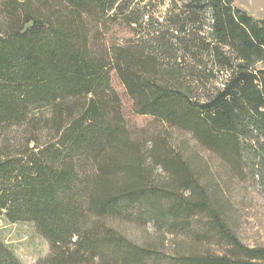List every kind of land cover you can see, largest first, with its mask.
Listing matches in <instances>:
<instances>
[{
    "label": "trees",
    "instance_id": "trees-1",
    "mask_svg": "<svg viewBox=\"0 0 264 264\" xmlns=\"http://www.w3.org/2000/svg\"><path fill=\"white\" fill-rule=\"evenodd\" d=\"M155 1L0 0V128L30 135L0 152V218L31 222L49 241L36 264H162L117 222L172 231L200 211L243 257L169 264L264 260V247L227 229L192 158L158 137L149 150L134 138L111 84L115 72L135 112L191 134L235 169L253 153L264 180V20L234 0H174L156 17ZM114 25L131 36L111 40ZM148 158L170 180L154 179ZM0 264H25L1 237Z\"/></svg>",
    "mask_w": 264,
    "mask_h": 264
},
{
    "label": "rangeland",
    "instance_id": "rangeland-1",
    "mask_svg": "<svg viewBox=\"0 0 264 264\" xmlns=\"http://www.w3.org/2000/svg\"><path fill=\"white\" fill-rule=\"evenodd\" d=\"M141 1L145 5L152 0ZM173 1L156 0L155 4L159 7L154 16L165 15ZM234 6L264 20V0H234ZM3 21L0 17V26ZM113 27L111 40L124 42L131 36L129 30H123L117 25ZM111 84L120 96L123 115L134 138L146 144L152 138L158 137L184 158H192V167L198 173L196 177L201 180V190L207 191L214 199L215 207L227 229L249 248L264 247V180L251 169L253 153L240 157L238 168L235 169L220 154L198 144L191 134L151 115L135 112L132 100L115 72L111 74ZM26 129L25 126L7 130L0 128V152L3 146L10 150L19 149L30 136ZM32 145L31 143L30 146ZM149 146L150 143H147L145 150H149ZM146 164L152 169L154 179L170 180L161 168L152 166L149 158ZM185 217L172 231L166 226H155L151 222L144 225L131 220L128 223L119 221L117 224L129 238L163 254L165 261L162 264L177 263L187 257L205 254L243 257L232 244L219 239L215 231H211L212 220L206 212L200 211L197 215ZM0 237L12 246L17 257L25 264H36L51 251L49 241L37 232L31 222L9 223L0 218ZM254 261L264 264L263 259Z\"/></svg>",
    "mask_w": 264,
    "mask_h": 264
}]
</instances>
